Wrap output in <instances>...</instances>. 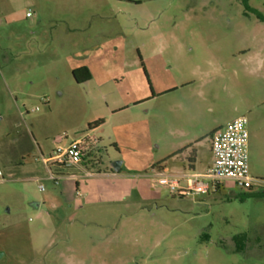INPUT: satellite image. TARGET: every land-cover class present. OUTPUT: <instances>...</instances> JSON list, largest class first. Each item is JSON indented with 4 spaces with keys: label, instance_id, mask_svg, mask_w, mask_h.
I'll list each match as a JSON object with an SVG mask.
<instances>
[{
    "label": "rangeland",
    "instance_id": "1",
    "mask_svg": "<svg viewBox=\"0 0 264 264\" xmlns=\"http://www.w3.org/2000/svg\"><path fill=\"white\" fill-rule=\"evenodd\" d=\"M243 116L264 181V0H0V264H264V183L159 184Z\"/></svg>",
    "mask_w": 264,
    "mask_h": 264
},
{
    "label": "built area",
    "instance_id": "2",
    "mask_svg": "<svg viewBox=\"0 0 264 264\" xmlns=\"http://www.w3.org/2000/svg\"><path fill=\"white\" fill-rule=\"evenodd\" d=\"M31 12L27 17H31ZM248 119L238 117L226 127L216 130L211 137V152L213 162L204 174H193L191 176L162 177L159 184L168 186L172 191L181 188V194H205L211 186L222 183L223 181H233L235 185L244 190H253L263 180L254 178L249 169L248 154ZM98 140L86 134L73 140L67 146H59L48 157H43V162L49 168L50 177L58 183V180L65 176L55 171L64 167H80L88 160L96 148ZM53 169L57 175L51 170ZM90 174V173H89ZM77 176V175H73ZM2 170L0 168V180ZM185 180L187 187H180V181ZM44 189V187H41Z\"/></svg>",
    "mask_w": 264,
    "mask_h": 264
},
{
    "label": "trees",
    "instance_id": "3",
    "mask_svg": "<svg viewBox=\"0 0 264 264\" xmlns=\"http://www.w3.org/2000/svg\"><path fill=\"white\" fill-rule=\"evenodd\" d=\"M73 77L75 81L79 84L86 83L92 79V74L87 66L80 67L73 71ZM104 123V121L99 120L89 125V129L94 130L101 126ZM65 167L63 168V170ZM249 191H252L249 190Z\"/></svg>",
    "mask_w": 264,
    "mask_h": 264
},
{
    "label": "crops",
    "instance_id": "4",
    "mask_svg": "<svg viewBox=\"0 0 264 264\" xmlns=\"http://www.w3.org/2000/svg\"><path fill=\"white\" fill-rule=\"evenodd\" d=\"M83 66H86L85 64H81V65H78V66H76L75 68H73V70L72 71H74V70H76V69H78V68H80V67H83ZM88 67V66H87ZM89 68V67H88ZM89 70H90V72H91V69L89 68ZM92 74V73H91ZM220 128H223V127H219V128H217L216 130H218V129H220ZM95 130V129H94ZM215 130V131H216ZM215 131H213V133L215 132ZM212 133V134H213ZM213 158V157H212ZM212 162H213V159H212ZM212 162H211V164H212ZM211 164L209 165V167L211 166ZM208 167V168H209ZM191 168H193V170H196V166L195 165H192L191 166ZM160 169H162V171H164V170H166V167L164 168V167H161ZM193 174H200V173H193ZM192 174V175H193ZM175 177H184V176H191V175H189V174H186L184 171H181V172H178V173H174L173 174Z\"/></svg>",
    "mask_w": 264,
    "mask_h": 264
},
{
    "label": "water",
    "instance_id": "5",
    "mask_svg": "<svg viewBox=\"0 0 264 264\" xmlns=\"http://www.w3.org/2000/svg\"><path fill=\"white\" fill-rule=\"evenodd\" d=\"M116 170H119V167H116Z\"/></svg>",
    "mask_w": 264,
    "mask_h": 264
}]
</instances>
